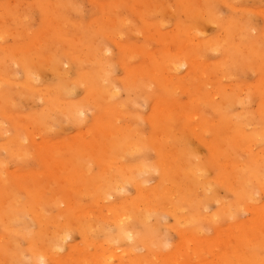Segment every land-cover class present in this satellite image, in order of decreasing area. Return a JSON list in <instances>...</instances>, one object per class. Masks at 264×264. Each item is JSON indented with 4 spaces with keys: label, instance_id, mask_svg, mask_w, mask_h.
<instances>
[{
    "label": "rangeland",
    "instance_id": "1",
    "mask_svg": "<svg viewBox=\"0 0 264 264\" xmlns=\"http://www.w3.org/2000/svg\"><path fill=\"white\" fill-rule=\"evenodd\" d=\"M179 55L197 63L167 71ZM22 64L37 66L32 76ZM0 78V264H103L100 252L116 246L113 204L134 216L129 221L142 235L133 245L136 261L115 264H264V0H0ZM229 96L235 103L224 113L232 118L217 131L223 111L212 106ZM185 109L198 116L201 109L214 127L202 131L200 117L181 116ZM171 113L164 145L176 149L179 172L164 168L161 133L150 121L156 115L163 124ZM203 136L220 142L219 156ZM121 162L128 167L118 168ZM139 164L149 169L137 176L141 194L118 182ZM106 182L119 183L112 195ZM161 205H178L185 218ZM66 230L59 246L56 234ZM129 241L118 244L119 255L132 249ZM42 250L50 255L41 260Z\"/></svg>",
    "mask_w": 264,
    "mask_h": 264
},
{
    "label": "bare ground",
    "instance_id": "2",
    "mask_svg": "<svg viewBox=\"0 0 264 264\" xmlns=\"http://www.w3.org/2000/svg\"><path fill=\"white\" fill-rule=\"evenodd\" d=\"M111 7V6H110ZM140 8H141V6H139ZM150 8V7H149ZM183 9V8H182ZM181 9V10H182ZM148 12V11H147ZM185 12V11H184ZM51 16V15H50ZM142 17V16H141ZM111 23V22H110ZM103 24V23H102ZM251 27V26H250ZM158 30V29H157ZM237 33V32H236ZM223 34V33H222ZM239 34V33H238ZM245 34V33H244ZM249 34V33H248ZM190 36V35H189ZM243 36V35H242ZM245 36V35H244ZM249 36V35H248ZM252 36V35H251ZM112 38V37H111ZM221 38V37H220ZM191 38L189 37V40H190ZM219 39V38H218ZM217 39V40H218ZM229 39V38H228ZM215 40V39H214ZM222 40V39H221ZM242 40V39H241ZM245 40V39H244ZM118 41V40H117ZM208 41V40H207ZM207 41H203V43L204 42H207ZM209 41H210V39H209ZM212 41V40H211ZM223 41H225V39H223ZM228 41V40H227ZM227 41H225V44L227 43ZM243 41V40H242ZM217 42V41H216ZM222 42V41H221ZM117 43H119V42H117ZM203 43H201V44H203ZM213 43H214V41H213ZM212 42H211V44H213ZM224 43V42H223ZM121 44V46L123 45V44H125V43H120ZM120 44H119V46H120ZM201 44H200V46H201ZM210 44V45H211ZM216 46H218V43H214ZM220 44V43H219ZM225 44H221V45H225ZM234 44H235V42H234ZM187 45V44H186ZM194 45V44H193ZM208 45V44H207ZM215 45H211L213 48H211L212 50L213 49H215V48H217V47H215ZM125 46V48H126V45H124ZM203 46H205L206 47V44L204 43L203 44ZM210 46V47H211ZM226 46V45H225ZM227 46H228V44H227ZM243 46H245V45H243ZM131 47V46H130ZM129 47V48H130ZM202 47V46H201ZM204 47V48H205ZM208 47L209 46H207V48H206V51H207V49H208ZM259 47V46H258ZM128 48V47H127ZM185 48V47H184ZM238 48V47H237ZM236 48V49H237ZM256 48V47H255ZM119 49V48H118ZM218 49H220V48H218ZM229 49V48H228ZM108 49H106V51H107ZM204 50V49H203ZM208 50H210V49H208ZM235 50V49H234ZM237 50H239V49H237ZM243 50V49H242ZM245 50V49H244ZM249 50V49H248ZM101 51V50H100ZM121 51V50H120ZM205 51V52H206ZM229 51V50H228ZM239 51H241V50H239ZM257 51V50H256ZM138 53V52H137ZM195 53V52H194ZM237 53V52H236ZM247 53V52H246ZM262 53V52H261ZM174 54V53H173ZM200 54V53H199ZM260 54V53H259ZM195 55V54H194ZM234 55H235V53H234ZM97 56V55H96ZM102 56V55H101ZM131 56V55H130ZM138 56V55H137ZM154 56V55H153ZM185 56V55H184ZM184 56H178L176 59H174V60H172V61H170L169 62V64H167V65H169L168 66V70L167 71H171V69L173 70V72H175V73H179V71H180V66H182V65H190V67L192 66L191 64H196L197 62H196V59H195V61H191V60H189L187 57H184ZM93 59V58H92ZM49 61V60H48ZM126 61V60H125ZM226 62V61H225ZM21 63V62H20ZM23 63H24V61H23ZM219 63V62H218ZM221 63V62H220ZM223 63V62H222ZM77 64V63H76ZM155 64V63H154ZM160 64H162V62L160 63ZM217 64V63H216ZM228 64V63H227ZM29 64H26V66L24 67L23 66V64H22V67H24V71L27 73H25L26 75H28V76H32L33 75V70H31V69H33L32 67H34V69L37 67H35V66H28ZM30 65H32V64H30ZM107 65V64H106ZM219 65H221V64H219ZM130 66V65H129ZM132 66V65H131ZM194 66V65H193ZM206 66H209V65H206ZM217 67H218V65H216ZM165 67V66H164ZM224 67V66H223ZM222 67V68H223ZM128 68V67H127ZM135 68H137V67H135ZM135 68L133 69V70H135ZM171 68V69H170ZM57 69V68H56ZM101 69V68H100ZM167 69V68H166ZM214 69H215V67H214ZM213 69V70H214ZM228 69V68H227ZM242 69V68H241ZM138 70V69H137ZM165 70V69H164ZM189 70V69H188ZM212 70V71H213ZM40 70H38V72H39ZM128 71H130L129 69H128ZM131 71H132V69H131ZM139 71V70H138ZM150 71V70H149ZM155 71V70H154ZM169 71V72H170ZM33 72V73H32ZM105 72V71H104ZM134 71H132L131 73H133ZM137 72V71H136ZM168 72V73H169ZM173 72H172V74H173ZM191 72V71H190ZM194 72H195V70H194ZM130 73V74H131ZM174 73V74H175ZM139 74H141V72H139ZM154 74V73H153ZM152 74V75H153ZM40 75V74H39ZM132 75V74H131ZM131 75H129L128 74V76L131 78V79H133V77H131ZM169 75V74H168ZM138 76V75H137ZM137 76H135V80H130V78H129V80L127 81V82H129V83H134L135 81H136V77ZM141 76V75H140ZM142 76H143V74H142ZM154 76H155V74H154ZM170 76V75H169ZM171 76H174V75H171ZM170 76V77H171ZM189 76V75H188ZM194 76V75H193ZM27 77V76H26ZM197 77V76H196ZM200 77V76H199ZM34 78H35V76H34ZM139 78V77H138ZM153 78H155V77H153ZM156 78L158 79V76L156 75ZM27 79L28 80H26L27 82H28V84H32V82H34V79L33 78H31V77H27ZM167 79V78H166ZM180 79V78H179ZM189 79V78H188ZM35 80H36V78H35ZM156 80V79H155ZM173 80V79H172ZM0 81H1V78H0ZM134 81V82H133ZM140 81V80H139ZM175 82V81H174ZM2 83V82H1ZM125 83V82H124ZM159 83H161V82H159ZM163 83V82H162ZM149 84V83H148ZM186 84V83H185ZM130 85V84H129ZM176 86V85H175ZM182 86V85H181ZM109 87H110V85H109ZM109 87H108V89H109ZM138 87V86H137ZM182 87H184V86H182ZM203 87V86H202ZM32 88V87H31ZM65 88V87H64ZM90 88V87H89ZM139 88V87H138ZM176 88V87H175ZM180 88V87H179ZM189 88H190V86H189ZM118 89V88H117ZM177 89V88H176ZM224 89V88H223ZM72 91V88H71V90H69L68 92H65V93H69V92H71ZM191 91V90H190ZM217 91V90H216ZM23 92V91H22ZM38 92V91H37ZM107 92H108V90H107ZM114 92V91H113ZM112 92V93H113ZM174 92V91H173ZM203 92V91H202ZM263 92V91H262ZM42 93V92H41ZM108 93H110V92H108ZM112 93H110V94H112ZM115 93V92H114ZM114 93L112 94V96L114 95ZM211 93V92H210ZM219 93L220 92H218V94L217 95H219ZM235 93V92H234ZM51 94V93H50ZM91 94V93H90ZM116 94V93H115ZM191 94V93H190ZM215 94V93H214ZM41 95V94H40ZM105 95H107V94H105ZM109 95V94H108ZM158 95V94H157ZM192 95V94H191ZM213 95V94H212ZM216 95V96H217ZM222 95V97L224 96L223 94H221ZM230 95V94H229ZM112 96H111V98H112ZM170 96V95H169ZM208 96H209V93H208ZM213 96H215V95H213ZM216 96H215V100L216 99H220V98H222L221 96H220V98H216ZM91 97V96H90ZM109 97V96H108ZM114 97V96H113ZM218 97V96H217ZM230 98L231 97H233V96H229ZM227 98L226 100H224V99H222V100H220L221 102L220 103H217V101H215L214 99H212V100H210V101H212V102H210V103H215L214 104V106H212V108H214V109H216L217 110V112L219 111V113H220V111H223V116H222V119H221V121L219 122L220 124V127L218 126V125H216V123H215V127L218 129V128H220V130H222L223 128H224V126L226 125V120H227V118H230L231 117V115L229 116V114H227L228 115V117H227V115H225V111L226 110H228V109H230L232 106L231 105H233V103H235L234 101V99L233 98ZM61 98V97H60ZM203 98V97H202ZM213 98V97H212ZM55 99V98H54ZM63 99V98H62ZM58 100V99H57ZM69 100V99H68ZM158 100H160V99H158ZM171 101V100H170ZM201 101V100H200ZM215 101V102H214ZM59 102V101H58ZM62 102V101H61ZM61 102H59V103H61ZM86 102V101H85ZM161 102H164V101H161ZM160 102V103H161ZM184 102V101H183ZM194 102H195V100H194ZM206 101L204 100V102L203 103H205ZM64 103V102H63ZM207 103V102H206ZM9 104V103H8ZM58 104V103H57ZM157 104H158V106L160 105L159 104V102H157ZM161 104H163V103H161ZM189 104V103H188ZM195 104H197V103H195ZM200 104V103H199ZM85 105V104H84ZM155 105H156V103H155ZM182 105V104H181ZM77 106V105H76ZM80 106H82V105H80ZM158 106H157V108H158ZM176 106V105H175ZM195 106V105H194ZM57 107V106H56ZM73 107V106H72ZM155 107V109L157 110V108H156V106H154ZM83 108H84V106H83ZM83 108H81V107H76V112L77 113H79V112H82L84 109ZM117 108V107H116ZM166 108V107H165ZM181 108V107H180ZM196 108V107H195ZM200 108H201V105H200ZM83 109V110H82ZM119 109V108H118ZM56 110V109H55ZM70 111H73L74 112V110H75V108L73 107V108H71V109H69ZM108 110H110V109H108ZM155 110V111H156ZM165 110V109H164ZM164 110H162V111H164ZM172 110V109H171ZM176 110V109H175ZM181 110H183V109H181ZM185 110H188L187 111V113L186 114H182L181 113V116L183 115L184 117L187 115L188 116V120L189 119H191V120H195V117H196V119H199L198 117H200V129L202 130V128L204 129V131L206 132L208 129H207V124H209V126H211V125H213V127H214V124H213V121H212V118H210V117H207V116H205L206 114L205 113H203V111L200 109V116H198L199 114H198V112L197 113H189L190 111H189V109H185ZM181 111V112H186V111ZM192 110H194V109H192ZM5 111V110H4ZM114 111V110H113ZM119 111V110H118ZM154 111V110H153ZM154 111V112H155ZM230 111V110H229ZM65 112V111H64ZM225 112V113H224ZM3 113V112H2ZM110 113V112H109ZM115 113V112H114ZM222 113V112H221ZM231 113V112H230ZM80 114V113H79ZM112 114V113H111ZM155 114V113H154ZM153 114V115H154ZM152 115V116H153ZM113 116H114V114H113ZM159 116V115H158ZM169 116V115H168ZM172 113H171V115L168 117V121H166V122H164L163 124L162 123H159V121H158V117H157V119H156V115L154 116V117H152L151 118V122L155 125L154 127H156V129H157V131L158 132H160L161 134V136H159V139L157 138V141H159V143H157V141L155 142V143H157L158 145H159V150L160 151H162V155H163V152L165 153V156H166V158H168L167 160H169V161H167V160H164L163 161V166H164V168L168 171V170H170V169H173L174 170V168H176L177 170H178V172H179V170H180V168L178 167V166H180V164L177 162V161H172L171 160V158L172 159H175L174 158V156H176L175 155V148H173V147H171L170 148V150H165V147H166V145H164L165 144V137H166V135L167 136H169L168 134H170V132H171V130H173V128H171L170 129V127H171V125H167V122L169 123V122H171V119H172ZM186 116V117H187ZM183 117V118H184ZM180 118V117H179ZM232 118V117H231ZM235 118V117H234ZM14 119V118H13ZM173 120V119H172ZM237 120V119H236ZM211 121V122H210ZM216 121V120H215ZM112 123V122H111ZM175 123V122H174ZM210 123H212V124H210ZM218 123V122H217ZM228 123V122H227ZM230 123V122H229ZM228 123V124H229ZM107 124H108V122H107ZM171 124V123H170ZM201 124H202V126H201ZM206 125V126H205ZM191 127H188V129L189 130H196L197 128H198V126L196 125V129L195 128H192L193 126L192 125H190ZM228 126V125H227ZM226 126V127H227ZM231 126V125H230ZM243 126V125H242ZM23 127V126H22ZM36 127V126H35ZM116 127V126H115ZM130 127V126H129ZM128 127V128H129ZM183 127V126H182ZM195 127V126H194ZM212 126L210 127L211 129L213 128ZM226 127H225V129H226ZM20 128V127H19ZM25 128V127H24ZM23 128V129H24ZM187 128V127H186ZM190 128H192V129H190ZM233 128H234V126H233ZM236 129H238L239 128V131H240V133L238 132V134H237V136H240V138H245L246 137V134H245V131H244V129H243V127H239V126H236L235 127ZM21 129V128H20ZM130 129V128H129ZM184 129V128H183ZM215 129V128H214ZM228 129V128H227ZM118 130V129H117ZM198 130V129H197ZM120 131V130H119ZM135 131V130H134ZM133 131V132H134ZM203 131V130H202ZM202 131H200L201 133L200 134H202ZM215 131H216V129H215ZM217 131H219V129L217 130ZM216 131V132H217ZM3 132V131H2ZM7 132V131H6ZM193 132V131H192ZM191 132V133H192ZM196 132V131H195ZM223 132V131H222ZM234 132H235V129H234ZM9 133V132H8ZM86 133V132H85ZM106 133H108V132H106ZM127 133H128V131H127ZM126 133V134H127ZM174 133V132H173ZM23 134V133H22ZM109 134V133H108ZM133 134V133H132ZM158 134V133H157ZM175 134H176V132H175ZM121 135V134H120ZM202 135H204V132H203V134ZM221 135V134H220ZM1 136V135H0ZM85 136V135H84ZM157 137H158V135H156ZM230 136V135H229ZM237 136H234V138L235 137H237ZM177 137V136H176ZM204 137L205 136H203L202 138L204 139ZM224 137V136H223ZM254 137V136H253ZM33 138H35V137H33ZM124 138V137H123ZM178 138V137H177ZM176 138V139H177ZM202 138H200V139H202ZM238 138V137H237ZM247 138V137H246ZM12 139V138H11ZM167 139V138H166ZM176 139H174L173 138V140H176ZM179 139V138H178ZM178 139L176 140V141H178ZM239 139V138H238ZM165 140V141H164ZM240 140V139H239ZM244 140V139H243ZM15 141V140H14ZM207 141V139H206V137H205V142ZM246 141V140H245ZM253 141V140H252ZM18 142V141H17ZM204 142V143H205ZM240 142V141H239ZM254 142V141H253ZM14 143V142H13ZM139 143V142H138ZM167 143V142H166ZM207 143H209V147H210V149L213 151L212 153H214V154H216V155H220L221 154V146H220V142L217 140V139H215V140H213L212 142H206V144ZM42 144V143H41ZM105 144V143H104ZM112 144V143H111ZM136 144V143H135ZM157 144H155V145H157ZM168 144V143H167ZM170 144H172V143H170ZM169 144V145H170ZM249 144V143H248ZM65 145V144H64ZM134 145V144H133ZM133 145L131 146V144H130V146L131 147H133ZM158 145H157V148H158ZM169 145H167V147L166 148H168V146ZM54 146V145H53ZM138 146V145H137ZM144 146V145H143ZM177 146V145H176ZM206 146H208V145H206ZM230 146V145H229ZM234 146V145H233ZM232 146V147H233ZM2 147V146H1ZM0 147V148H1ZM4 147V146H3ZM127 147V146H126ZM5 148H6V146H5ZM51 148V147H50ZM245 148V147H244ZM53 149H54V147H53ZM66 149V148H65ZM207 149H208V147H207ZM7 150H9V149H7ZM17 150V149H16ZM15 150V151H16ZM69 150V149H68ZM127 150H129L128 149V147H127ZM1 151V150H0ZM13 151V150H12ZM51 151H52V148H51ZM110 151V150H109ZM124 151V150H123ZM210 151V150H209ZM182 152V151H181ZM185 152V151H184ZM14 153V152H13ZM26 153H27V151H26ZM128 153V152H127ZM157 153V152H156ZM20 154H21V152H20ZM120 154H122V152L120 153ZM181 154V153H180ZM180 154H178V155H180ZM185 154H187V152L185 153ZM23 155H24V153H23ZM53 155V154H52ZM215 155V156H216ZM260 155V154H259ZM258 154H256V156L255 157H257L256 159V161H258V156H259ZM19 156V155H18ZM21 156V155H20ZM123 156V155H122ZM165 156L163 155L162 157L163 158H165ZM184 156V155H183ZM186 156V155H185ZM222 156V155H221ZM41 157V155L39 156V158ZM125 157V156H124ZM160 157V156H159ZM179 157V156H178ZM217 157V156H216ZM253 157V156H252ZM260 158H261V156H259ZM85 158V157H84ZM170 158V159H169ZM213 158V157H212ZM263 158V157H262ZM44 159V158H43ZM122 159V158H121ZM185 160H186V158H184ZM249 159V158H248ZM45 160V159H44ZM171 160V161H170ZM218 160V159H217ZM261 160V159H260ZM193 161V160H192ZM255 162V161H254ZM187 163V162H186ZM225 163V162H224ZM229 164V163H228ZM227 164V165H228ZM231 164V163H230ZM254 164V163H253ZM256 164V163H255ZM259 164L261 165V163H260V161H259ZM259 164H257V165H259ZM82 165V164H81ZM118 165H120L118 168H124L126 165L123 163V162H121V164L119 163ZM131 165V164H130ZM140 165V164H139ZM234 165V164H233ZM236 165V164H235ZM244 165V164H243ZM257 165H255L256 167H257ZM55 166V165H54ZM146 166V165H145ZM149 166V165H148ZM237 166V165H236ZM247 166H248V164H247ZM116 167V166H115ZM126 167H128V166H126ZM221 167V166H220ZM224 167V166H223ZM243 167V166H242ZM255 167V168H256ZM146 169H144L143 170V167L140 165V166H132V167H130V171L132 170L133 171V173L132 174H130V175H128V176H123V177H125V179H123V180H121L120 178V180H118V182H120L121 184L123 183V182H129L130 184H134L135 186H136V188L138 189V192L141 194L142 193V189L140 188V186L142 187V185H140L139 186V183H138V177L137 176H140L142 173H144L146 170H147V167H145ZM150 168V167H149ZM160 168V167H159ZM260 168V167H259ZM129 169V168H128ZM133 169H135V170H133ZM225 169V168H224ZM242 169V168H241ZM244 169V168H243ZM111 170V169H110ZM120 170H122V169H120ZM149 170V169H148ZM148 170H147V172H148ZM153 170V169H152ZM172 170V171H173ZM185 170H187V169H185ZM197 170H199V169H197ZM223 170V169H222ZM63 171V170H62ZM125 171V170H124ZM242 171V170H241ZM7 172V171H6ZM59 172H60V170H59ZM138 172V173H137ZM174 172V171H173ZM221 172V171H220ZM255 172V171H254ZM256 172H257V170H256ZM83 173V172H82ZM137 173V174H136ZM146 173V172H145ZM187 173V172H186ZM195 173H197V172H195ZM199 174V173H198ZM227 174V173H226ZM252 174H254V173H252ZM262 174V173H261ZM133 175H135V176H133ZM182 175V174H181ZM186 175V174H185ZM67 176V175H66ZM122 176V175H121ZM195 176H196V174H195ZM243 176H244V174H243ZM253 176V175H252ZM257 176V175H256ZM78 177V176H77ZM165 177V176H164ZM186 177V176H185ZM191 177V176H190ZM263 177V176H262ZM74 178H76V177H74ZM114 178V177H113ZM113 178H112V176L111 177H109V180L110 179H112L113 180ZM141 178V177H140ZM176 178H177V176H176ZM231 178V177H230ZM69 179V178H68ZM255 179V178H254ZM66 180V179H65ZM71 180V179H70ZM83 180V179H82ZM106 180V179H105ZM146 180V179H145ZM178 180V179H177ZM185 180H186V178H185ZM2 181V180H1ZM68 181V180H67ZM123 181V182H122ZM141 182H143L142 180H141ZM147 182V181H146ZM189 182V181H188ZM233 182H234V180H233ZM102 183V182H101ZM110 183V182H109ZM108 183V184H109ZM116 183V182H115ZM228 183V182H227ZM15 184V183H14ZM106 184H107V182H106ZM106 184H105V186H106ZM107 184V185H108ZM117 184H119V183H117ZM117 184H109L108 186H106L107 188H106V192L104 191V193L105 194H110L112 191L113 192H116V191H114V190H117L118 188H117V186H119V185H117ZM123 184H125V183H123ZM141 184V183H140ZM230 185H233L232 183H229ZM79 185V184H78ZM104 185V184H103ZM146 185V184H145ZM77 186V185H76ZM162 186V185H161ZM248 186V185H247ZM80 187V186H79ZM125 188H126V186H124ZM181 187H182V185H181ZM190 187V186H189ZM203 187V186H202ZM231 187H233V186H231ZM21 188V187H20ZM83 188V187H82ZM85 188V187H84ZM97 188V187H96ZM95 188V189H96ZM101 188H102V186H101ZM104 188L105 187H103L102 189L104 190ZM117 188V189H116ZM207 188V187H206ZM251 188V187H250ZM119 189H121V187L119 188ZM171 189H173V188H171ZM197 189V188H196ZM199 189V188H198ZM197 189V190H198ZM235 189V188H234ZM144 190V189H143ZM168 190V189H167ZM179 190V189H178ZM185 190V189H184ZM187 190V189H186ZM196 190V191H197ZM59 191V190H58ZM57 191V192H58ZM94 191V190H93ZM166 191V190H165ZM173 191V190H172ZM176 191V190H175ZM174 191V192H175ZM188 191H190V190H188ZM206 191H208V190H206ZM60 192V191H59ZM96 192V191H95ZM118 192V191H117ZM243 192H244V190H243ZM247 192H248V190H247ZM246 192V193H247ZM104 193H103V195H104ZM178 193V192H177ZM180 193V192H179ZM192 193H194V192H192ZM235 193V192H234ZM168 194V193H167ZM166 194V195H167ZM171 194L172 195H176V194H174V193H172L171 192ZM185 194H186V191H185ZM249 194V193H248ZM111 195H112V193H111ZM241 195H243V193L241 194ZM251 195V194H250ZM250 195H247V199H249V200H251L252 199V197L250 196ZM106 197H107V195H105ZM142 196V195H141ZM161 196H162V194H161ZM178 196V195H177ZM184 196V195H183ZM209 196V195H208ZM158 197V196H157ZM163 197V196H162ZM169 197V196H168ZM179 197V196H178ZM194 197V196H193ZM159 198V197H158ZM202 198H204V197H202ZM244 198V197H243ZM173 199V198H172ZM172 199L170 200V201H172ZM175 199H177V198H175ZM179 199V198H178ZM194 199V198H193ZM196 199V198H195ZM245 199V198H244ZM139 200V199H138ZM248 200V201H249ZM149 201V200H148ZM168 201H169V199H168ZM191 201V200H190ZM204 201V203L207 201V198L205 199V200H203ZM203 201H200V205H201V207L203 208V209H205L206 208V204H204L203 203ZM243 201H245V200H243ZM166 202V201H165ZM183 201H180V204L181 205H183L184 203H182ZM186 202V201H185ZM147 203V202H146ZM225 203V202H224ZM246 203V202H245ZM3 204V203H2ZM148 204V203H147ZM150 204V203H149ZM149 204L147 205V208H148V206H149ZM235 204V203H234ZM252 204V203H251ZM27 205V204H26ZM69 205V204H68ZM170 205V207H171V204H169ZM175 205V204H174ZM40 206V205H39ZM155 206V205H154ZM153 206V207H154ZM178 206V205H177ZM176 206V207H177ZM14 207V206H13ZM136 207V206H135ZM151 207V205L149 206V208ZM160 207H162V209L163 210H166L167 209V214H172V215H175V216H173V217H176V218H178V219H181V218H185V213L182 211V213L184 214V215H180L179 214V212L177 211V208H179V207H172V209H170V207H168L169 208V210H168V208H164L162 205L160 206ZM227 207V206H226ZM70 208V207H69ZM155 208H158L157 206H155ZM181 208H183V207H181ZM202 208H201V210H202ZM225 208V207H224ZM14 209V208H13ZM78 209V208H77ZM86 209V208H85ZM180 209V208H179ZM226 209V208H225ZM230 209V211H231V207L229 208ZM257 209V208H256ZM109 210L114 214V216H113V219H112V222H114L115 223V227L117 228L116 229V232H115V240L113 241V243L115 242V245L116 246H114V247H112V251L114 250V252L113 253H111V251L108 253L107 251H102V252H100L101 254L99 255V256H101L102 257V260H101V262L103 263V264H113L114 263V260L116 259V258H118V260H119V262L121 261V260H123V259H125V258H127V257H130V259L129 260H135L136 261V255L134 254V252H133V245H135L136 244V242L137 241H139V236L142 238V235L141 234H139V236H138V232L136 231V229L137 228H135V223L134 222H132V224H131V221H129V219L131 218L132 219V217H134V216H132L131 214V216L132 217H130V216H128L129 214H127V213H119V212H115V205L113 204V205H109ZM124 210V209H123ZM200 210V211H201ZM226 210H228V209H226ZM36 211V210H35ZM109 211V212H110ZM117 211V210H116ZM229 211V210H228ZM227 211V215H228V213L230 212H228ZM261 211V210H260ZM127 212V211H126ZM144 212V211H143ZM224 212V211H223ZM87 213H89V212H87ZM164 213V212H163ZM226 213V212H225ZM147 214V213H146ZM158 214V213H157ZM200 214V213H199ZM260 214H261V212H260ZM33 215V214H32ZM86 215V214H85ZM84 215V216H85ZM111 215V214H110ZM150 215V214H149ZM166 215V214H165ZM10 216V215H9ZM17 216V215H16ZM144 216V215H143ZM213 216V217H212ZM211 216V219H212V222L211 223H213L214 222V220H215V218H218V217H220L219 216V214L217 213L216 215L214 214V215H212ZM35 217V216H34ZM90 217V216H89ZM194 217V216H193ZM116 218V219H115ZM186 218H188L187 216H186ZM204 218H208V216H206L205 215V217ZM100 219V218H99ZM115 219V220H114ZM130 219V220H131ZM137 219V218H136ZM138 219H140V218H138ZM177 219V220H178ZM196 219V218H195ZM203 219V218H202ZM2 220V219H1ZM36 220V219H35ZM146 220H147V217H146ZM179 221V220H178ZM207 221V220H206ZM264 221V220H263ZM209 222V221H208ZM259 222V221H258ZM184 223V222H183ZM183 223H181V224H183ZM188 223V222H187ZM3 224V223H2ZM93 224V223H92ZM150 225V224H149ZM261 225V224H260ZM45 226V225H44ZM56 227V226H55ZM100 227V226H99ZM114 227V228H115ZM27 228V227H26ZM261 228H263V227H261ZM7 229V228H6ZM112 229V228H111ZM72 230V229H71ZM178 230V229H177ZM264 230V229H263ZM89 231V230H88ZM181 231V230H180ZM196 231V230H195ZM87 232V231H86ZM189 232V231H188ZM201 232V231H200ZM261 232H262V229H261ZM107 233V232H106ZM149 233V232H148ZM147 233V234H148ZM181 233V232H180ZM192 233V232H191ZM190 233V234H191ZM263 233V232H262ZM36 234H38L37 232H36ZM85 234V233H84ZM146 234V235H147ZM198 234V233H197ZM182 235H183V239H186V241L187 240H189V234L187 233V232H185V233H183L182 232ZM56 239H55V241L57 242V244L60 246L69 236H70V230H66L62 235L61 234H59V235H57L56 234ZM148 236V235H147ZM146 236V237H147ZM233 236V235H232ZM253 236V238H251V240L252 239H255V237H254V235H252ZM25 237V236H24ZM38 237V236H37ZM41 237V236H40ZM86 236H84V238H85ZM88 237V236H87ZM193 237V236H192ZM112 239H114V238H112ZM147 239V238H146ZM125 241V240H130L129 242H131L132 244H130V246L132 245V249H130L129 248V251L128 250H124L123 252H122V254L121 255H119L120 253L118 252V251H120V249L118 248L119 247V243H121V241ZM98 241V240H97ZM111 241V242H112ZM140 241H141V239H140ZM139 241V242H140ZM66 242V241H65ZM110 242V243H111ZM147 242V241H146ZM144 243V242H143ZM152 243V242H151ZM31 244V243H30ZM96 244V243H95ZM107 244V243H106ZM149 244V243H148ZM248 244H249V242H248ZM109 245V244H108ZM111 245V244H110ZM137 245V244H136ZM51 246H53L52 244H51ZM55 244H54V248H55ZM94 246V245H93ZM148 246V245H147ZM186 246H187V244H186ZM135 247V246H134ZM145 247V246H144ZM181 247V246H180ZM30 248V247H29ZM80 248V247H79ZM108 248V247H107ZM137 248V247H136ZM135 248V249H136ZM36 249V248H35ZM39 249V248H38ZM119 249V250H118ZM206 250V249H205ZM205 250H203L204 252H205ZM39 251V250H38ZM43 251V250H42ZM60 251V250H59ZM44 252V251H43ZM50 252V251H49ZM117 254H116V253ZM155 252V251H154ZM33 253H35V252H33ZM32 253V254H33ZM39 254V253H38ZM37 254V255H38ZM13 255V254H12ZM35 255H36V253L34 254V257H35ZM48 255H50L49 253L48 254H46L45 252L43 253V254H41L40 253V255H38V256H36V257H38V259H45V258H48L47 256ZM87 255V254H86ZM117 255V256H116ZM159 255V254H158ZM98 256V257H99ZM36 257H35V261H36ZM50 258V257H49ZM144 259V258H143ZM180 259V258H179ZM181 259H182V257H181ZM5 260V259H4ZM40 260V261H41ZM50 260V259H49ZM13 261V260H12ZM18 261V260H17ZM34 261V262H35ZM39 261V262H40ZM116 261V260H115ZM251 261V260H250ZM20 262V261H19ZM85 262V261H84ZM92 262H93V260H92ZM100 262V263H101ZM131 262H133V261H131ZM8 263V262H7ZM98 263H99V261H98ZM21 264V263H20ZM115 264V263H114ZM120 264V263H119Z\"/></svg>",
    "mask_w": 264,
    "mask_h": 264
}]
</instances>
